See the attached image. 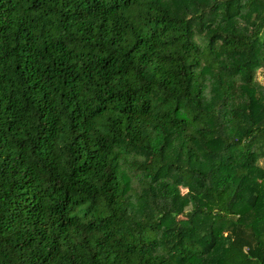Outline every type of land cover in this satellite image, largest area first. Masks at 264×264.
<instances>
[{"label":"trees","instance_id":"trees-1","mask_svg":"<svg viewBox=\"0 0 264 264\" xmlns=\"http://www.w3.org/2000/svg\"><path fill=\"white\" fill-rule=\"evenodd\" d=\"M259 70L264 0H0V264H264Z\"/></svg>","mask_w":264,"mask_h":264},{"label":"rangeland","instance_id":"rangeland-1","mask_svg":"<svg viewBox=\"0 0 264 264\" xmlns=\"http://www.w3.org/2000/svg\"><path fill=\"white\" fill-rule=\"evenodd\" d=\"M263 77H264V75H263V70H259V71L257 72L256 79H257L258 81H260L262 84H264V78H263ZM259 164H260L261 166L264 167V159L260 160Z\"/></svg>","mask_w":264,"mask_h":264}]
</instances>
